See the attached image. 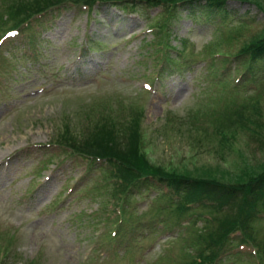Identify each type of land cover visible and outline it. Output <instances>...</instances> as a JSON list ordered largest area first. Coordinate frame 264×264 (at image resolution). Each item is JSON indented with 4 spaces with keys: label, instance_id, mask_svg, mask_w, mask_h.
I'll use <instances>...</instances> for the list:
<instances>
[{
    "label": "rangeland",
    "instance_id": "1",
    "mask_svg": "<svg viewBox=\"0 0 264 264\" xmlns=\"http://www.w3.org/2000/svg\"><path fill=\"white\" fill-rule=\"evenodd\" d=\"M34 1L0 0L2 21L14 10L28 15L19 23L30 20L18 29L5 25L0 33V242L9 250L4 264H190L204 223L196 214L206 216V209L196 205L195 215L178 218L174 199L153 179L115 198L107 179L111 160L69 152L65 139L82 140L98 120L121 118L119 109L130 106L140 113L139 149L151 163L214 170L222 188L232 181L224 171L259 172L263 130L259 138L238 132L228 147L222 144L226 136L216 140L195 132L191 113L219 104L203 46L227 36L220 31L237 28L234 40L220 43L233 50L264 24V15L250 0H223V13L205 0L171 9L152 0L119 7L102 1L88 9L72 0L45 12H34L43 0ZM163 42L165 53L159 51ZM250 95L261 108L263 99ZM74 146L83 147L77 141ZM262 191L243 214L251 239L242 242L241 233H234L217 264H264ZM238 200L237 191L227 199L230 205Z\"/></svg>",
    "mask_w": 264,
    "mask_h": 264
},
{
    "label": "trees",
    "instance_id": "2",
    "mask_svg": "<svg viewBox=\"0 0 264 264\" xmlns=\"http://www.w3.org/2000/svg\"><path fill=\"white\" fill-rule=\"evenodd\" d=\"M38 1L40 0L34 2ZM102 1L110 2L108 4L119 7L120 3L127 0H82L77 5H84L90 9L93 3H101ZM152 1L155 4H162L161 6H165L166 9L167 7L171 9L193 0ZM250 1L264 15V0ZM63 2L76 1L57 0L53 3V0H43L40 1L39 6L34 5L33 11L39 12ZM205 2L216 7L220 13L224 12L223 0H205ZM43 6L45 8L41 9ZM13 13H17L18 19H13L14 14L12 16L8 14L3 21L0 18V33L5 25L8 28L16 24V29H18L30 21L19 23L28 15L20 16L16 10ZM220 32H224L227 36L225 35L216 42L212 40L205 44L202 54L208 70L207 75L211 77L210 85L217 88V94L214 95L213 99L219 101V104L209 108L202 105V113H191L194 120L191 126L194 127L195 132L201 129L207 135L213 134L218 137L216 140L226 136L222 144H227L230 147L231 141L238 132L242 133L243 136L259 138V130L264 131V24L254 33L241 40L233 50L226 49L220 43L234 40L235 35L239 33L238 29L232 28ZM166 48L165 42H163L159 51L165 53ZM173 50L175 51V49ZM175 52L178 55L182 54V50L177 49ZM162 59L163 61H173L166 56ZM215 64L218 67H214ZM161 66L159 73L164 65ZM239 92H243L242 99L238 98ZM250 94L258 99H263L261 108L252 105L253 97ZM244 100L246 101L242 103ZM134 110L137 109L124 106L119 109L121 118L117 116L98 120L91 132L82 140L68 136L65 142L70 144L69 152L79 156H87L91 160L96 158L104 159L106 162L111 160L108 163L110 165L108 171L111 172L107 179L113 184L111 194L115 198L122 197L125 191L129 192L128 190L132 187H136L133 185H139L148 179H153L164 184L163 195L174 199L172 202L178 218L186 212L195 215L196 212L192 207L203 206L206 209L203 211L206 216L202 217L199 213L196 214L197 219L203 218L204 223L197 228L198 232L195 234L196 251L189 256L190 264H217L221 262L224 259L223 249L232 242L234 233H241L242 242L247 243L251 239L250 235L245 232L247 226L244 215H247L248 209L256 206L255 199L263 192L264 161L259 163L261 170L257 173H251L252 170L244 172L240 167L238 173L231 174L228 170L224 171L228 174L227 180H232L230 184L224 185L225 188H222L221 183L215 179L214 170L196 168L177 171L155 165L148 161L145 154L139 149L140 113ZM253 114L257 115L256 119L253 118ZM260 119L262 120L260 121ZM168 120H172V118H168ZM249 124H254L255 129L249 128ZM75 141L80 142L83 147L74 146ZM223 190L225 193L222 192ZM236 191L239 200L236 204L231 203L230 205L227 199ZM194 203L195 205H193ZM262 204L264 205V202ZM252 245L260 249L258 244ZM6 246L4 241L0 242V264H4L7 257L9 250ZM27 264H34V262L30 259Z\"/></svg>",
    "mask_w": 264,
    "mask_h": 264
}]
</instances>
